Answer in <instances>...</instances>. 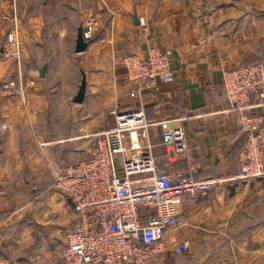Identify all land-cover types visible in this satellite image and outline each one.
I'll use <instances>...</instances> for the list:
<instances>
[{"label": "crops", "instance_id": "obj_1", "mask_svg": "<svg viewBox=\"0 0 264 264\" xmlns=\"http://www.w3.org/2000/svg\"><path fill=\"white\" fill-rule=\"evenodd\" d=\"M14 24L23 55L0 60V82H17L27 104L0 89V264L60 261L75 216L49 173L88 157L96 134L114 126L116 108L142 109L153 124L126 136L131 156L151 152L178 170L195 167L197 180H221L205 195L183 198L180 225L167 239L188 243L187 252H167L152 264H264V177L239 178L245 138L224 87L226 71L264 65V0H0V40ZM80 27L94 38L77 54ZM66 44L76 56L62 62ZM153 47L172 52L174 80L131 98L118 60L146 57ZM69 64V80L85 75L87 89L84 103H75L81 79L66 139L54 123L46 131L42 116L49 75ZM260 101L252 96V104ZM163 120L183 127L186 149L164 144Z\"/></svg>", "mask_w": 264, "mask_h": 264}, {"label": "built area", "instance_id": "obj_2", "mask_svg": "<svg viewBox=\"0 0 264 264\" xmlns=\"http://www.w3.org/2000/svg\"><path fill=\"white\" fill-rule=\"evenodd\" d=\"M22 55L18 26L14 24L0 40V60L19 61ZM172 55L170 50L153 47L146 57L130 54L118 60L132 84L131 98L157 88L159 82L174 80ZM224 87L238 126L247 135L239 178L260 180L264 177V65L226 71ZM0 89L18 94L27 104L25 90L17 82H0ZM253 95L260 103H251ZM255 108H262L263 113L253 116ZM111 115L115 124L96 134L92 153L57 173L55 188L75 216L66 235L68 243L61 251L62 264H152L167 252L184 254L188 243L167 239L180 225L183 198L205 195L221 180H197L195 167L178 170L169 160L158 162L151 152L131 156L135 149L126 145V136L153 124L146 122L142 109L116 108ZM159 125L164 144L186 149L183 127L171 120Z\"/></svg>", "mask_w": 264, "mask_h": 264}, {"label": "rangeland", "instance_id": "obj_3", "mask_svg": "<svg viewBox=\"0 0 264 264\" xmlns=\"http://www.w3.org/2000/svg\"><path fill=\"white\" fill-rule=\"evenodd\" d=\"M91 36L92 34L90 35V37ZM73 51L74 49L70 48V46L66 44L63 49L59 50V55H62V58H60V60H62V62L65 61V59L67 61L71 60L74 56H76L73 55ZM47 59H49L48 56ZM73 69L74 66L69 64L67 69H60L57 72L59 73V75H49L47 79V85H45V90L47 92L46 97L49 102V110L42 116V119L43 123H45L47 126L46 131L49 132V129L52 128L51 126L54 123V126L56 124L60 127V129L62 130V134L67 137L66 139H70V137H72V108L74 106L72 104V98L73 94L75 93V89L78 88V85H80L82 79V76L79 74V81L74 82L72 80H69V77H72L71 71L73 72ZM73 86H75V88H73ZM69 164L70 163H66L65 166ZM60 170L57 171L59 172ZM56 173L57 172H55V174H52V170L51 173H49L53 175L52 182H54V180L56 179ZM52 184L53 183H51V185ZM2 190L4 191L3 188Z\"/></svg>", "mask_w": 264, "mask_h": 264}, {"label": "water", "instance_id": "obj_4", "mask_svg": "<svg viewBox=\"0 0 264 264\" xmlns=\"http://www.w3.org/2000/svg\"><path fill=\"white\" fill-rule=\"evenodd\" d=\"M90 35L91 33L86 35V30L84 28L82 27L79 28L75 53L80 54L87 50L89 46L88 37H90ZM41 76H45V69L41 71ZM86 89H87V77L84 75L82 82H81V86L79 88V92L74 98L75 103L77 104L84 103L85 97H86ZM0 153H1V146H0Z\"/></svg>", "mask_w": 264, "mask_h": 264}, {"label": "trees", "instance_id": "obj_5", "mask_svg": "<svg viewBox=\"0 0 264 264\" xmlns=\"http://www.w3.org/2000/svg\"><path fill=\"white\" fill-rule=\"evenodd\" d=\"M93 36H94V34L92 35V39L94 38ZM241 131H242V129H241ZM242 132H243V131H242ZM243 133H244V132H243ZM244 138H245V139H244V142L246 143V140H247V135H246V134H244ZM62 169H63V168H62ZM62 169H61V170H62ZM61 170H60V171H61ZM195 178H196V176H195ZM55 180H56V179H55ZM143 213H144V210L142 211V214H143ZM143 223H145V221H144ZM62 249H63V248H62ZM62 249L59 251V260H60V261H57V262H56V263H58V264H62V259H61V251H62Z\"/></svg>", "mask_w": 264, "mask_h": 264}]
</instances>
